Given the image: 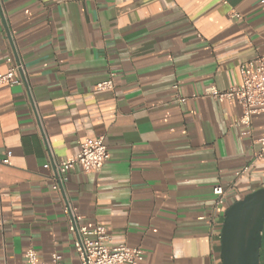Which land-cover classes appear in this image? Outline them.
<instances>
[{"label": "crops", "instance_id": "0c3cea01", "mask_svg": "<svg viewBox=\"0 0 264 264\" xmlns=\"http://www.w3.org/2000/svg\"><path fill=\"white\" fill-rule=\"evenodd\" d=\"M261 2L0 0V73L18 64L23 81L0 87V264H25L28 248L79 264L67 204L143 264H221L225 210L264 188V114L246 133L235 101L202 94L239 86V66L264 54ZM98 137L102 170L75 167L53 191L52 163Z\"/></svg>", "mask_w": 264, "mask_h": 264}, {"label": "built area", "instance_id": "2783aa9c", "mask_svg": "<svg viewBox=\"0 0 264 264\" xmlns=\"http://www.w3.org/2000/svg\"><path fill=\"white\" fill-rule=\"evenodd\" d=\"M264 9V3L261 2ZM232 17L239 16L233 14ZM21 67L18 64L10 65L7 71L0 73V87L9 88L22 86L23 81L20 77ZM241 84L226 91H219L215 87L206 88L202 94L203 97L211 98L216 101L227 100L235 101L242 109V116L239 124L244 126L246 133L251 127L252 118L256 115L264 114V54L245 62L239 66ZM114 74L95 86L97 92L112 90ZM194 98V96H192ZM179 103H185V98H178ZM260 150L256 159H260L264 154V134L257 141ZM109 154L102 137L95 139H86L80 144L79 153L75 158L53 162L54 176L51 189L55 192H61L65 186L69 173L79 167L85 174L99 173ZM2 164H8L6 160L0 161ZM247 169H243L236 176L244 174ZM212 195L215 197L214 210L222 206L226 201V191L221 186L213 188ZM64 214L69 218L68 231L75 236L73 246L77 254L79 264H143L144 252L141 248L128 247L120 245L117 247H108L110 241L109 232L104 227H96L88 230L80 225V217L74 214L67 204L64 208ZM61 258L57 254H52V264H58ZM25 264H44L39 261L35 250L28 248L25 252Z\"/></svg>", "mask_w": 264, "mask_h": 264}, {"label": "water", "instance_id": "95a60500", "mask_svg": "<svg viewBox=\"0 0 264 264\" xmlns=\"http://www.w3.org/2000/svg\"><path fill=\"white\" fill-rule=\"evenodd\" d=\"M263 228L264 188H261L225 210L220 230L221 264H259Z\"/></svg>", "mask_w": 264, "mask_h": 264}]
</instances>
